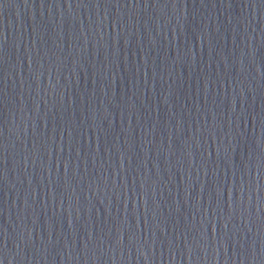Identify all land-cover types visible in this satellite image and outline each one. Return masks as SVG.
I'll list each match as a JSON object with an SVG mask.
<instances>
[{
	"label": "water",
	"instance_id": "obj_1",
	"mask_svg": "<svg viewBox=\"0 0 264 264\" xmlns=\"http://www.w3.org/2000/svg\"><path fill=\"white\" fill-rule=\"evenodd\" d=\"M0 264H264V0H0Z\"/></svg>",
	"mask_w": 264,
	"mask_h": 264
}]
</instances>
